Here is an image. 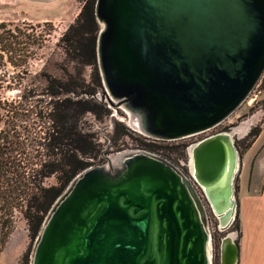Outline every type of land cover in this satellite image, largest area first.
Returning a JSON list of instances; mask_svg holds the SVG:
<instances>
[{
  "label": "water",
  "instance_id": "water-1",
  "mask_svg": "<svg viewBox=\"0 0 264 264\" xmlns=\"http://www.w3.org/2000/svg\"><path fill=\"white\" fill-rule=\"evenodd\" d=\"M103 92L144 137L175 142L215 129L264 75V0H97ZM188 178L136 151L80 173L49 211L31 264H212L201 189L219 229L237 218L241 157L230 132L189 150ZM233 235L221 264H239Z\"/></svg>",
  "mask_w": 264,
  "mask_h": 264
},
{
  "label": "rangeland",
  "instance_id": "rangeland-1",
  "mask_svg": "<svg viewBox=\"0 0 264 264\" xmlns=\"http://www.w3.org/2000/svg\"><path fill=\"white\" fill-rule=\"evenodd\" d=\"M32 1L0 0V23H4L3 25L7 31H10L9 33H14L13 47L15 51L21 55L27 54L29 51L32 52L31 57L25 58V61L17 69L20 71L28 69L29 73L20 77L16 75L14 67L8 60L0 58V87H3L0 88V103L18 101L24 114V124H30L37 120L36 113L48 107L52 101V98L46 94L47 77L57 79L65 84L70 75H76L79 68L83 73L85 84L90 87L96 85L93 66L81 64L73 52L60 42L69 27L75 24L88 0H68L66 5L59 7V10L65 11L64 16H59L56 9L51 6L50 0H35L36 2L33 1L35 3ZM14 77H18L17 80L20 84L12 85V89H8L7 85ZM57 99L54 98L53 101ZM104 104L111 111L108 116L99 120L95 114L86 113L79 123L83 131L93 134L96 143L99 144L98 154L94 158H88L92 164L91 167L107 166L108 159L114 160L125 153L146 151L161 155L178 166L188 178H192L189 150L210 136L230 132L243 160V156L248 150L247 146L253 139L251 134L254 132V128L260 126L264 119V75L249 101L226 122L206 133L175 142H153L132 127L131 118L125 111L116 110L108 104ZM29 111L30 113L27 114ZM3 113L0 108V126L3 125ZM119 123L128 130L126 135H122L117 140L115 133ZM164 147L170 149L165 150ZM241 165L234 185L237 205H239L241 169L243 167ZM57 185H59L57 177L45 181V186ZM198 192L202 196L209 214L212 264H221L222 239L227 235H233L239 243L242 237V228L239 230L237 226V219H240L239 208L235 221L228 229L222 231L219 229L218 221L212 214L201 189ZM13 216L14 224L8 237H5L8 229H3L2 226L5 216L1 221L0 264H31L35 240L30 234L29 226L22 213L15 210ZM250 232L251 239H253L255 235L251 231V221Z\"/></svg>",
  "mask_w": 264,
  "mask_h": 264
},
{
  "label": "trees",
  "instance_id": "trees-1",
  "mask_svg": "<svg viewBox=\"0 0 264 264\" xmlns=\"http://www.w3.org/2000/svg\"><path fill=\"white\" fill-rule=\"evenodd\" d=\"M96 1L85 2L77 21L60 41L81 64L93 66L95 87L85 84L79 68L65 84L47 77L46 94L52 101L48 107L36 113L38 119L30 124H24V114L18 101L0 103L4 112L3 125L0 126V231L5 216L2 224L3 229H8L5 237L13 228L14 211L19 210L36 241L53 205L71 182L92 166L88 158L98 154L99 144L93 134L85 133L79 125L86 113H93L100 120L111 112L104 103L86 97L103 91L97 63L100 27L95 15ZM3 24L0 23V58L8 60L18 77L25 76L29 73L28 69H17L25 58L31 57L32 52L17 54L13 47L15 35L9 33ZM18 77L9 81L8 89L20 84ZM54 98L58 99L53 101ZM127 130L119 123L116 126V139L126 135ZM260 134L261 125L254 128L251 134L253 139L247 149ZM53 177L58 178L59 185L45 186V181ZM240 224L238 218L239 230Z\"/></svg>",
  "mask_w": 264,
  "mask_h": 264
},
{
  "label": "crops",
  "instance_id": "crops-1",
  "mask_svg": "<svg viewBox=\"0 0 264 264\" xmlns=\"http://www.w3.org/2000/svg\"><path fill=\"white\" fill-rule=\"evenodd\" d=\"M67 1L50 0V4L59 16H64L65 11L59 10V7L66 5ZM241 166L238 208L242 237L239 240V264H264V119L261 134L243 156ZM250 221L251 231L255 235L253 239Z\"/></svg>",
  "mask_w": 264,
  "mask_h": 264
},
{
  "label": "built area",
  "instance_id": "built-area-1",
  "mask_svg": "<svg viewBox=\"0 0 264 264\" xmlns=\"http://www.w3.org/2000/svg\"><path fill=\"white\" fill-rule=\"evenodd\" d=\"M153 142H161V141H155V140H152ZM166 143H169V142H166ZM156 155H159V154H156ZM159 156H161V155H159Z\"/></svg>",
  "mask_w": 264,
  "mask_h": 264
}]
</instances>
